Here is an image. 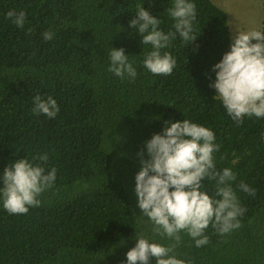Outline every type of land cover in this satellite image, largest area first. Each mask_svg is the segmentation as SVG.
Masks as SVG:
<instances>
[{
    "label": "trees",
    "instance_id": "16d2710c",
    "mask_svg": "<svg viewBox=\"0 0 264 264\" xmlns=\"http://www.w3.org/2000/svg\"><path fill=\"white\" fill-rule=\"evenodd\" d=\"M190 2L197 38L191 43L177 34L162 49L176 60L172 74L154 75L142 63L151 45L129 21L141 5L160 19V30L175 31L167 12L172 0H0V175L24 158L46 173L56 169L39 207L14 215L0 203V264H126L136 231L173 244L141 215L135 175L145 142L166 121L184 119L213 131L216 170L236 174L230 183L246 211L230 234L210 224L202 247L181 232L172 255L185 264H264V118L237 123L209 87L213 66L230 51L229 18L213 0ZM13 9L26 14L22 28L7 18ZM46 31L54 33L51 41ZM112 48L124 49L134 80L108 71ZM36 95L57 101L55 118L33 114ZM45 153L47 161L33 160ZM202 183L219 198L216 181Z\"/></svg>",
    "mask_w": 264,
    "mask_h": 264
},
{
    "label": "clouds",
    "instance_id": "9594fccd",
    "mask_svg": "<svg viewBox=\"0 0 264 264\" xmlns=\"http://www.w3.org/2000/svg\"><path fill=\"white\" fill-rule=\"evenodd\" d=\"M262 7L263 15L261 20L258 19V27L241 31L237 23L239 31L233 35L229 24L232 38L230 51L213 66L215 80L209 87L216 90L215 96L219 97L227 114L237 123H242L245 116L264 118L263 0ZM167 12L174 20L175 29L168 33L160 30V19L141 5H137L135 18L129 21V26L140 34L142 44L151 45L142 63L154 75L172 74L176 60L167 52L162 54V49L177 34L191 43L197 38L193 35V21L196 19L193 2L172 0ZM6 15L17 27L24 26L25 12L17 13L13 9ZM42 35L45 41H51L54 33L46 31ZM108 56V71L122 80L136 78L137 71L123 48H112ZM33 105L32 112L36 115L55 118L60 112L57 101L51 96L44 99L36 95ZM165 125L162 133L153 134L145 142L147 158H144L145 150L138 153L141 167L135 175L134 191L137 207L153 225V233L174 243L165 246L150 242L142 232L136 231V244L127 251L126 264H151L153 258L155 264H185L172 255L181 242V232L187 233L196 247H202L209 243L205 231L210 224L217 234H230L241 226L238 217L246 211L240 206L230 183L236 179V174L230 168L216 170L213 153L219 151V145L214 143L216 137L213 131L188 119L169 120ZM36 159L47 161V153L33 157V160ZM206 178L216 181L215 196L219 198H213L202 190V182ZM55 180V168L46 173L42 165L34 164L27 158L20 159L5 167L0 175V203L9 214H26L29 208L41 205L39 197L54 185ZM239 187L249 195L256 194V190L244 182Z\"/></svg>",
    "mask_w": 264,
    "mask_h": 264
},
{
    "label": "rangeland",
    "instance_id": "374dc122",
    "mask_svg": "<svg viewBox=\"0 0 264 264\" xmlns=\"http://www.w3.org/2000/svg\"><path fill=\"white\" fill-rule=\"evenodd\" d=\"M217 5L223 8L229 15V24L233 35L238 30L248 31V28H255L262 19L263 7L262 0H213ZM261 8H260V7ZM261 11V12H260ZM233 17V19L231 18ZM237 22H236V20ZM238 23V27H237Z\"/></svg>",
    "mask_w": 264,
    "mask_h": 264
}]
</instances>
